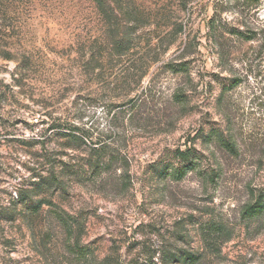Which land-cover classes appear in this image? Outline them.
I'll return each instance as SVG.
<instances>
[{"label": "rangeland", "instance_id": "obj_1", "mask_svg": "<svg viewBox=\"0 0 264 264\" xmlns=\"http://www.w3.org/2000/svg\"><path fill=\"white\" fill-rule=\"evenodd\" d=\"M213 128L239 153L206 140ZM99 141L114 161L94 174ZM187 148L196 169L157 175ZM63 162L73 176L28 218L18 192ZM261 198L264 0H0V264H171L179 249L264 264V212L244 215Z\"/></svg>", "mask_w": 264, "mask_h": 264}, {"label": "trees", "instance_id": "obj_2", "mask_svg": "<svg viewBox=\"0 0 264 264\" xmlns=\"http://www.w3.org/2000/svg\"><path fill=\"white\" fill-rule=\"evenodd\" d=\"M247 2H255L257 3L259 0H245ZM219 23V24H218ZM222 23L217 19V16H214L211 18L209 22V28H210V34L213 40L217 41L218 35L217 32L219 31V26ZM223 27V26H222ZM232 33L236 34L237 36L249 40H255L256 35L254 32H251V35L247 34V32H244L240 29H234L232 30ZM219 79V78H218ZM231 84L226 86V84H223V92L222 96L226 97L227 89L229 87H234L239 83V80L233 79L231 80ZM60 127V126H57ZM64 130L60 131L59 134H61L62 137L67 138L69 141H84L85 137L89 134H86L80 127L77 126H64ZM79 133V134H77ZM206 140L208 141H214L218 143L222 148L227 150L228 152L232 154H238V145L237 142L231 137L225 135V133L219 131L217 128H213L212 132L208 134ZM92 152L96 155L95 159L90 163V166L92 168L93 173H101L104 168L110 167V165L114 161V154L111 153L109 150L110 146L109 144H101V142H95L93 143ZM177 157L181 161V163H185V165H168L164 163L161 165L157 172H159L157 175L161 176L164 173H168L173 177L181 178L184 176V173H186L189 169H196L198 167V161L195 159L197 157L193 149L187 148L185 150H177ZM163 163V162H162ZM59 172H53V174L43 175L41 174L39 177V180H35V182L32 183V187L28 188V190H22L18 192V196L16 198V206L21 205L24 210L23 214H27L28 218H34L35 216H39L41 211L43 210L44 205L52 206L54 203L52 200L47 198V195L49 192L55 189H64L65 188V182L64 179L61 177L65 174H72L73 171L70 170L71 166L67 162H63L60 165ZM161 174V175H160ZM73 176V175H71ZM77 177V176H74ZM214 181V180H213ZM43 194L46 196V198L41 197L40 195ZM41 197V198H39ZM264 212V198L258 199L255 203L248 206L246 210L244 211V215H248L249 217H256L261 215ZM4 215L2 216L4 219L12 220L15 217L13 216L15 214V211L7 212L5 210ZM55 216L58 218V220L64 225V227L68 230L69 233L73 234V229L77 226L79 227L78 219L74 216L66 215L61 213L59 210L55 211ZM77 248L79 249L80 253H84L83 247L77 243ZM162 261H165L167 263L175 264V263H181V264H197L200 260V257L190 251L179 249L176 251H164V253L161 256Z\"/></svg>", "mask_w": 264, "mask_h": 264}]
</instances>
